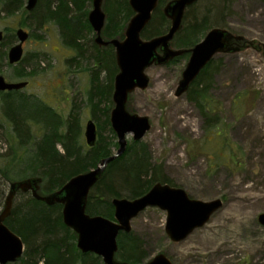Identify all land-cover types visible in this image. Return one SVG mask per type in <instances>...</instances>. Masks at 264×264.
Here are the masks:
<instances>
[{"label":"rangeland","instance_id":"obj_1","mask_svg":"<svg viewBox=\"0 0 264 264\" xmlns=\"http://www.w3.org/2000/svg\"><path fill=\"white\" fill-rule=\"evenodd\" d=\"M53 1L40 0L33 17L21 11L6 15L0 4V31L8 42V48L0 50L6 53V59L7 51L17 43V29L41 37L32 35L24 43V70L4 65L0 75L7 82H27L19 92L22 99L41 103L63 121L76 122L80 143L86 148L84 129L92 121L97 130L96 148L113 155L118 146L109 116L118 69L108 96L111 70L98 62L103 56L97 59L93 32L76 39L80 47L75 50L62 44L61 30L53 22L43 24V28L35 25L44 5H54ZM115 1L109 0L110 7H103L105 21L113 11L124 34L128 15L124 16ZM215 2L206 10L228 9V31L256 46L214 57L219 69L212 77L210 96L218 124L207 132V123L194 104L185 95L174 96L187 58L149 68L148 88L130 94L126 109L148 118L150 130L138 143L148 151L152 163L161 166L165 180L195 200L209 202L222 195L227 200L203 227L180 243L170 242L164 233L165 212L157 208L141 212L131 221L129 233L142 242L147 261L163 253L173 264H264V226L257 222L258 215L264 213V1ZM85 6L84 12L89 13L92 0ZM198 13L199 19L204 16V12ZM11 129L0 109V169L4 172L17 147ZM126 141L127 146L134 143L131 135ZM57 148L62 152L60 146ZM8 191V181L0 175V212ZM30 198L29 193L15 195L16 213L25 212ZM122 198L129 200L125 194Z\"/></svg>","mask_w":264,"mask_h":264},{"label":"trees","instance_id":"obj_2","mask_svg":"<svg viewBox=\"0 0 264 264\" xmlns=\"http://www.w3.org/2000/svg\"><path fill=\"white\" fill-rule=\"evenodd\" d=\"M39 1L32 12L25 10V0H0V4H2V12L6 15L21 11L23 15L31 14L33 17L39 8ZM87 1L89 0H54V5L49 3L47 6L44 5L43 15L34 20L35 25L37 24L38 28H43V24L47 25L53 22L61 30L62 44L76 50L80 47L79 41L77 42L76 39L81 38L84 33H92L87 21L88 12H86L87 14L84 12ZM169 1L171 0H159L149 24L140 35L142 40H150L167 33L170 22L164 17L162 9ZM215 1L200 0L185 11L181 28L170 42L172 49L189 50L193 48L201 41L199 40L200 36L212 28L229 30L225 21L226 16L229 15L228 9L216 7L213 11L206 10V7ZM115 2L124 10V16L128 15L127 21H129L133 12L128 1L116 0ZM107 5H109V0L104 1L102 9L110 7ZM199 11L200 13L204 12V16L200 19L198 18ZM119 20L113 16V11L109 12L101 33L103 40L123 39ZM127 23L123 26L124 28ZM32 35L35 38H41L34 34L29 37ZM242 38L244 39V37ZM246 43L245 40H242L238 44V48L243 49V46L247 45ZM93 46L95 52L99 54L97 59L99 56H103V60L99 59L98 62L106 66L109 71L111 70L109 90L107 91L110 96L112 77L117 73L114 49L111 46L96 45L94 38ZM3 47L8 48L6 39L0 43V48ZM231 54L234 53L224 55ZM188 57L189 54H184L169 63L172 64L178 59H188ZM4 65L11 67L7 63L6 53L0 50V69ZM15 66L24 70V58ZM218 69L219 66L216 65L213 58L185 94L187 100L193 103L198 110L202 120L207 123V132H210L213 126L218 124L210 96L211 80ZM19 92H0V109L12 127L13 139L17 146L9 158L6 171L0 169V175L6 178L8 184L27 179H40L38 194L47 196L58 191L74 176L94 169L103 158L112 156L109 151L96 148V145L92 148L84 147L80 143L81 134L76 122L68 123V121L61 120L57 114L41 103L26 98L22 99ZM239 98L242 100L243 96H238ZM107 111L108 109L106 113ZM218 135L220 134L218 133ZM57 146L62 148V152L58 150ZM157 183L174 187L163 177L161 166L152 163L150 154L142 144L134 142L126 147L122 156L105 167L100 180L88 194L85 212L89 216H101L112 220L114 213L112 199H121L125 194L129 200H135L146 194ZM19 193L21 192L17 194ZM61 211V205L47 206L32 197L22 214L16 213V209L12 206L11 214L5 220V225L20 237L24 244L23 256L16 263L102 264L99 257L89 253L83 254L77 249L76 235L64 226ZM117 246L118 251L115 254L117 261L143 264L148 260L142 242L131 233H119Z\"/></svg>","mask_w":264,"mask_h":264},{"label":"water","instance_id":"obj_3","mask_svg":"<svg viewBox=\"0 0 264 264\" xmlns=\"http://www.w3.org/2000/svg\"><path fill=\"white\" fill-rule=\"evenodd\" d=\"M159 0H129L128 5L133 16L126 25L123 39L104 41L101 32L105 24L103 0H92V9L87 21L95 34L94 43L101 47L111 46L114 49L115 64L118 69L113 80L112 102L109 123L115 134L118 149L116 152L99 162L88 172L74 176L58 191L47 195L38 194L40 179H27L9 184V191L0 212V264H13L24 253V244L20 237L14 234L6 225L10 216L13 200L18 192L30 193L31 197L47 206H62V222L76 235V247L83 253L94 254L101 259L102 264H130L115 259L118 251L117 237L119 233L131 231V221L147 208H157L165 212L164 233L172 243H180L194 230L203 227L211 216L220 210L227 200L226 195L220 198L202 202L192 199L181 188L157 183L150 190L135 200L114 198L113 221L101 216L86 214V203L90 190L100 180L105 167L122 156L127 147L126 136L131 135L134 142L140 141L150 130L147 117H140L127 111L129 95L136 90H146L149 77L146 71L153 66H164L173 59L189 54L181 79L175 89L174 96L182 97L188 91L200 72L219 54L237 53L244 48H256L246 43L243 49L238 44L244 40L234 36L226 29L212 28L202 40L189 50H175L170 42L180 30L185 11L199 0H171L162 13L170 22L165 35L142 40L140 35L149 24L152 13ZM37 0H26L25 10L32 12ZM17 43L7 51V63L17 65L23 57V43L29 38L28 32L19 28L15 32ZM0 31V43L3 41ZM258 49V48H257ZM27 82H7L0 75V92L20 91ZM85 143L92 148L96 143L97 130L92 121H88L84 129ZM259 225L264 226V213L257 217ZM143 264H173L163 253H159Z\"/></svg>","mask_w":264,"mask_h":264},{"label":"flooded vegetation","instance_id":"obj_4","mask_svg":"<svg viewBox=\"0 0 264 264\" xmlns=\"http://www.w3.org/2000/svg\"><path fill=\"white\" fill-rule=\"evenodd\" d=\"M38 1V0H37ZM159 2V1H158ZM157 8V7H156ZM35 9V8H34ZM155 11V10H154ZM88 16V15H87ZM93 32V31H92ZM94 33V32H93ZM102 33V32H101ZM102 37V36H101ZM94 39H95V34H94ZM103 39V38H102ZM105 41V40H104ZM25 43V42H24ZM24 43H23V45H24ZM23 45H22V47H23Z\"/></svg>","mask_w":264,"mask_h":264}]
</instances>
